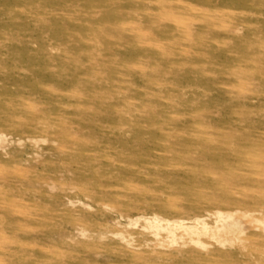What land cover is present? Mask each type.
Wrapping results in <instances>:
<instances>
[{
  "label": "rangeland",
  "instance_id": "obj_1",
  "mask_svg": "<svg viewBox=\"0 0 264 264\" xmlns=\"http://www.w3.org/2000/svg\"><path fill=\"white\" fill-rule=\"evenodd\" d=\"M0 264H264V0H0Z\"/></svg>",
  "mask_w": 264,
  "mask_h": 264
},
{
  "label": "bare ground",
  "instance_id": "obj_2",
  "mask_svg": "<svg viewBox=\"0 0 264 264\" xmlns=\"http://www.w3.org/2000/svg\"><path fill=\"white\" fill-rule=\"evenodd\" d=\"M88 1V0H87ZM101 3V2H100ZM99 3V4H100ZM145 3H147L146 1H145ZM84 4V3H83ZM91 5H93V2H92V4ZM98 5V4H97ZM89 6V5H88ZM103 6V5H102ZM97 9V8H96ZM106 10V9H105ZM106 12H108L107 10H106ZM116 13V12H115ZM112 14V13H111ZM108 15V14H107ZM106 15V16H107ZM117 15V14H116ZM109 16V15H108ZM97 17V16H96ZM108 18V17H107ZM112 18V17H111ZM106 20V19H105ZM119 20V19H118ZM117 20V21H118ZM116 23H119V22H116ZM109 24V23H108ZM98 25V24H97ZM111 25V24H110ZM147 27V26H146ZM112 28V27H111ZM145 28V27H144ZM105 29V28H104ZM147 28H145V30H146ZM112 30V29H111ZM106 33V32H105ZM104 34V33H103ZM146 34H148V33H146ZM115 35V34H114ZM89 37V36H88ZM110 37V36H109ZM110 39H111V37H110ZM130 41V40H129ZM131 47V46H130ZM128 48V47H127ZM131 55V54H130ZM131 57H133V56H131Z\"/></svg>",
  "mask_w": 264,
  "mask_h": 264
}]
</instances>
